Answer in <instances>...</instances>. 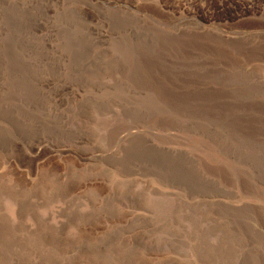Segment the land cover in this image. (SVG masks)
Returning a JSON list of instances; mask_svg holds the SVG:
<instances>
[{
    "label": "rangeland",
    "instance_id": "1",
    "mask_svg": "<svg viewBox=\"0 0 264 264\" xmlns=\"http://www.w3.org/2000/svg\"><path fill=\"white\" fill-rule=\"evenodd\" d=\"M0 264H264V0H0Z\"/></svg>",
    "mask_w": 264,
    "mask_h": 264
}]
</instances>
